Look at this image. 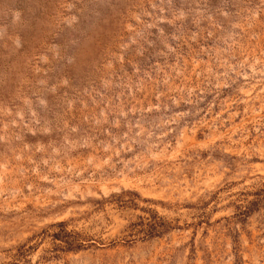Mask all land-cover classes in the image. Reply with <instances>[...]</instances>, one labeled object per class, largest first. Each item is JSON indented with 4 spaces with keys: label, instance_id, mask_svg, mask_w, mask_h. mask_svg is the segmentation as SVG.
Here are the masks:
<instances>
[{
    "label": "rangeland",
    "instance_id": "obj_1",
    "mask_svg": "<svg viewBox=\"0 0 264 264\" xmlns=\"http://www.w3.org/2000/svg\"><path fill=\"white\" fill-rule=\"evenodd\" d=\"M0 264H264V0H0Z\"/></svg>",
    "mask_w": 264,
    "mask_h": 264
}]
</instances>
